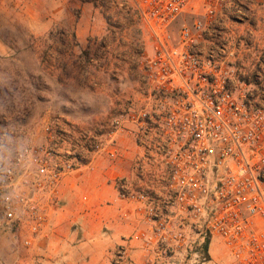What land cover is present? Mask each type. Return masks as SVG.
Returning <instances> with one entry per match:
<instances>
[{"label": "built area", "instance_id": "built-area-1", "mask_svg": "<svg viewBox=\"0 0 264 264\" xmlns=\"http://www.w3.org/2000/svg\"><path fill=\"white\" fill-rule=\"evenodd\" d=\"M134 2L143 103L94 134L45 123L41 141L0 168V233L22 236L26 248L48 237L64 181L98 171L106 156L119 200L139 217L110 264H214L215 239L228 264H264V99L251 91L258 72L240 70L254 35L230 25L248 21L244 3ZM196 2L205 12L179 27ZM126 141L136 148L131 177L116 173Z\"/></svg>", "mask_w": 264, "mask_h": 264}, {"label": "rangeland", "instance_id": "rangeland-1", "mask_svg": "<svg viewBox=\"0 0 264 264\" xmlns=\"http://www.w3.org/2000/svg\"><path fill=\"white\" fill-rule=\"evenodd\" d=\"M242 1L247 22L259 15L264 39V0ZM253 2L254 7L250 6ZM134 4V0H0V168L22 147L39 143L47 122L68 127L76 134H94L114 115L143 103L137 60L144 35ZM194 12L203 13L205 9L201 3H194L180 17L178 26L191 22ZM247 55L240 70L248 73L257 59L251 53ZM255 56L263 60L264 49L261 47ZM253 72L264 78L263 66ZM251 91L255 96L262 95L264 83L258 87L252 84ZM135 151L131 141L122 145L117 174L132 176ZM108 165L104 156L98 162V171L73 174L70 186L62 192L57 217H64L68 231L76 232L72 246L61 248L54 240L46 256L37 251L40 239L26 248L22 236L4 231L0 233V264H100L74 251L83 241L80 227L84 218L91 216L95 222L107 219L109 206L113 209L115 205L112 190L101 197L103 188L98 182L94 186L80 182L100 179L105 183ZM95 196L100 206L93 205V213L86 214ZM108 235L104 229L103 236ZM105 254L110 258L107 250ZM212 254L214 264H228L217 239Z\"/></svg>", "mask_w": 264, "mask_h": 264}, {"label": "crops", "instance_id": "crops-1", "mask_svg": "<svg viewBox=\"0 0 264 264\" xmlns=\"http://www.w3.org/2000/svg\"><path fill=\"white\" fill-rule=\"evenodd\" d=\"M244 3V2H243ZM245 5V4H244ZM255 2L250 4V6L254 7ZM224 12L229 13L231 10L225 9ZM195 14L197 12H194ZM257 15V14H255ZM251 21V22H250ZM249 22H244L241 24H231L233 27H235V31L237 34L242 35V36H247L248 33H252L254 35V48L256 49L255 52L251 53L252 57H256L255 54L259 52V49L262 47L264 49V39H262V34L260 31V20H259V15L253 18V20H250ZM243 57H248L247 54H244ZM252 68V69H251ZM255 68L250 67L248 68V71L253 72ZM256 71V70H255ZM264 83V78L260 77L258 81L254 83V87H258ZM262 99H264V93H262ZM121 166L117 164V169L120 168ZM111 170L110 168H108ZM68 177L62 186V190L66 192V188L70 186L72 182V177ZM80 181V180H79ZM81 185H85L86 183H90L91 186H94L95 182H98L100 185H102V192H101V197L102 195H107L110 190H112V193L114 194V207L112 209L111 206H109V210L107 212L108 217L107 219H102L99 222H95V220H92L91 216H88L87 218H84V220L81 222V227L80 229L83 232V241H81V245H77V247L74 250H70V253L74 252H79L81 251L84 257H88L91 259L99 260L100 264H110V258H107V255L105 254L107 250V254H110V251L112 248L115 246L116 243H118L121 239L122 236L130 235L132 234L136 228L139 226V217L133 212L132 207H126L124 203L119 201L117 199V196H115L117 193L115 189L113 188L112 183L109 180V177L106 179L105 183H102L100 179H81ZM109 183V184H108ZM108 184V185H107ZM100 195V194H99ZM98 198L95 196L94 200L87 206L88 211L86 214L93 213V207L94 206H100L97 205ZM96 203V204H95ZM94 205V206H93ZM105 209L103 207L100 209L102 211ZM86 210V209H85ZM84 210V211H85ZM99 211V210H98ZM100 211L99 214H97V217L100 216ZM95 213V212H94ZM94 214V215H96ZM64 217H55L54 222H53V228L48 233V237L46 238V234L42 235L40 238V243L38 244L37 251H42L43 255H48V250H51V244L52 241H56V243L61 244L60 247H67V246H72V243L75 242L77 239V234L76 232H69L68 228L66 227L65 224V219ZM107 229L108 230V237L105 238L103 236V230ZM56 231V234H55ZM56 238H52V237ZM46 238V239H44ZM52 238V239H51ZM110 249V251H108ZM74 251V252H73ZM53 257V256H52ZM71 256L67 257L70 258ZM98 264V263H97Z\"/></svg>", "mask_w": 264, "mask_h": 264}]
</instances>
